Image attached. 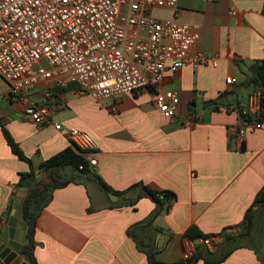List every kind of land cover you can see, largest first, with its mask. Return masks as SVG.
Returning a JSON list of instances; mask_svg holds the SVG:
<instances>
[{
  "label": "crops",
  "instance_id": "obj_1",
  "mask_svg": "<svg viewBox=\"0 0 264 264\" xmlns=\"http://www.w3.org/2000/svg\"><path fill=\"white\" fill-rule=\"evenodd\" d=\"M153 13L195 27L199 37L194 55L202 52L217 62L187 63L176 73H166L162 90L175 88L180 93L173 117L157 109L152 89L125 95L114 113L111 100L80 93L71 81L64 86L39 83L26 101H14L0 77V233L12 209L19 217L15 239L26 242L20 218L27 188L19 187L18 181L21 173L31 170L13 152L3 127L31 159L40 186L50 182L42 164L68 147L76 149L66 130L77 127L98 143L95 151H77L88 161L97 159L95 166L89 162L92 172L114 190L144 183L177 195L169 210L150 220L156 202L149 197L124 204V196L112 200L110 192L89 180L57 188L37 218L38 264H149L138 241L154 248L157 261L178 262L187 259L188 240L194 241L195 249L205 245V237H187L190 227L211 239L207 247L217 251L224 246L226 232L242 231L245 212L264 185V126L237 138L248 122L242 113L254 116L253 95L261 91L244 83L252 75L251 66L264 61V0H179L176 12ZM228 77L237 82L228 84ZM46 92L51 93V118L38 125L25 109L40 103ZM55 123L63 129H56ZM116 202L120 205H113ZM258 237L238 238V247L219 264H264L255 249L261 243Z\"/></svg>",
  "mask_w": 264,
  "mask_h": 264
},
{
  "label": "built area",
  "instance_id": "obj_2",
  "mask_svg": "<svg viewBox=\"0 0 264 264\" xmlns=\"http://www.w3.org/2000/svg\"><path fill=\"white\" fill-rule=\"evenodd\" d=\"M178 2L0 0V77L8 85L10 99L26 101L39 83L54 81L64 86L71 81L77 83L80 93L111 100L110 109L117 113L125 95L152 89L157 109L165 117H173L180 93L175 88L162 90L166 73H176L187 63L217 64L215 57L202 52L194 55L199 37L195 27L153 13L156 9L176 12ZM226 81L235 84L237 79L228 77ZM50 99L51 93L46 92L40 103L27 105L25 113L34 123L44 125L50 120ZM253 101L250 110L258 117L261 91L253 95ZM54 126L63 129L61 123ZM263 126L260 120L246 122L238 130V140L247 130ZM66 133L78 149H98L89 132L72 127ZM89 162L97 165L96 158ZM202 242L209 244L211 239L202 238ZM194 251V241L188 240L186 258Z\"/></svg>",
  "mask_w": 264,
  "mask_h": 264
},
{
  "label": "trees",
  "instance_id": "obj_3",
  "mask_svg": "<svg viewBox=\"0 0 264 264\" xmlns=\"http://www.w3.org/2000/svg\"><path fill=\"white\" fill-rule=\"evenodd\" d=\"M251 70L252 75L244 84H253L260 88L262 93L261 111L255 119L264 122V61L255 62L251 66ZM215 103H219V101H215ZM239 105L241 106L240 102ZM242 116L247 121H252V118L254 117L249 113H242ZM3 132L13 152L21 159L26 160L31 166L29 172L20 174L18 186L27 188L26 196L23 199L22 218L26 229V242L22 245L21 250L32 260L33 264H38L34 253L36 247L34 234L36 231L37 218L41 211L50 203L53 198L54 190L57 188L64 187L73 182L78 183L89 180L96 182L105 193L113 192L117 195L124 196V204L133 205L140 198L149 197L156 202V208L152 213L150 220H153L163 210H169L172 202L177 197L173 191L157 190L144 183H135L124 191L114 190L101 176L92 172L89 161L77 151L79 149L76 146H74L76 149L72 147L66 148L53 155L42 164L43 170L46 171L50 177V182L40 186L42 180L37 181V176L31 159L23 154L18 143L5 127H3ZM32 182H35L33 186H31ZM129 193H132L133 196H129ZM117 204L120 205L119 202H116L113 205L117 206ZM261 214H264V185L257 192L254 201L245 212L242 231H240L238 235L226 232L224 246L217 251L210 250L209 247H207V244H205L197 247L193 255L187 259L173 263H164L157 261L155 250L148 243L141 244V242L138 241V245L146 253L149 264H197L200 259L203 260L204 264H219L238 247V238L253 237L257 234L256 230L260 225L259 216ZM197 236L206 238V235L199 232L196 227H190L187 232V237L193 239ZM262 244V242L259 243V246L255 247V249L259 258L264 261Z\"/></svg>",
  "mask_w": 264,
  "mask_h": 264
},
{
  "label": "water",
  "instance_id": "obj_4",
  "mask_svg": "<svg viewBox=\"0 0 264 264\" xmlns=\"http://www.w3.org/2000/svg\"><path fill=\"white\" fill-rule=\"evenodd\" d=\"M112 200H117L118 195L109 193ZM23 218V209L21 218ZM19 217L12 214V209L5 215V227L0 233V264H33L32 260L22 252V243L15 239L16 227Z\"/></svg>",
  "mask_w": 264,
  "mask_h": 264
},
{
  "label": "rangeland",
  "instance_id": "obj_5",
  "mask_svg": "<svg viewBox=\"0 0 264 264\" xmlns=\"http://www.w3.org/2000/svg\"><path fill=\"white\" fill-rule=\"evenodd\" d=\"M157 15H159L161 13V11H155ZM0 88H3V84L2 82H0ZM91 188H94V186H91ZM259 223L260 225L257 228V234L259 235L258 238H260V241L263 242L264 241V217H260L259 216ZM26 232V231H25ZM25 238V236H24Z\"/></svg>",
  "mask_w": 264,
  "mask_h": 264
}]
</instances>
